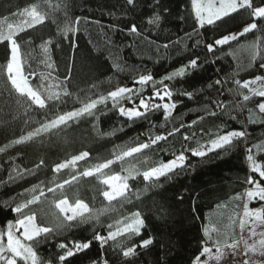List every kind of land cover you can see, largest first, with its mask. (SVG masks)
Returning a JSON list of instances; mask_svg holds the SVG:
<instances>
[{"label":"trees","instance_id":"obj_1","mask_svg":"<svg viewBox=\"0 0 264 264\" xmlns=\"http://www.w3.org/2000/svg\"><path fill=\"white\" fill-rule=\"evenodd\" d=\"M60 2L61 0H50L53 5ZM33 3L43 5V0H0V19L9 15L10 11L23 9ZM68 3V18L74 27H77L75 18H82L78 25L79 31L75 34L69 33V39H64L58 34V25L62 27L65 22L62 11L50 15L44 24L20 34L25 73H37L36 77H30L34 84L40 82V72H50L54 78L46 83L64 81L68 75V67L72 65L68 88L73 95L63 98L64 102L59 104V111L80 107L77 96L81 100L85 99L86 94L95 98L100 94L106 95L117 86L139 88L133 81L140 74L151 73L155 80L159 81L196 56L200 58L201 67L183 78L165 81L173 90V99L180 101L167 121L162 110L151 113L147 120L128 121L119 115L118 108H113L109 100L106 105L98 106L99 110L95 116H84L77 121H70L67 126H61L29 143L9 147L4 153H0V229L6 226L8 220L14 221L17 218V214L10 209L16 203L31 197L32 193H25V189H31L33 185H40L45 191L40 203L31 206V210L37 213L38 222L44 225L51 224L58 214L53 201L64 197L72 203L77 199L83 200L93 210L107 206L108 202L102 196L107 186L101 183L102 177H84L79 174L97 163L113 158L114 151L146 142L149 135L167 134L173 128L180 129L173 136H169L167 141H161L157 146L145 150L143 155L127 158L123 164L124 168L135 164L144 171L160 161L175 158V154L182 150L198 147L197 142L208 144L218 132L222 134L230 130L247 129L249 136L246 145L245 142H240L228 151L217 150L202 159L193 157L186 151L188 160L185 171L171 180L162 178L159 182L162 187L145 192L148 182L143 181L142 176L130 180L133 193H140L139 199L133 195L131 203H124L123 207L114 201L113 205L117 211L100 216L99 222L78 224L65 229L63 233L38 247L42 259H52L56 264L58 255L65 251L57 247L59 243L63 242L72 247L73 241L93 240L95 232L107 235L108 224L115 225L117 220L139 210L145 218L146 226L142 229L144 238L151 236L155 238L156 243L149 249L140 250L135 264H191L201 248V226L208 222L206 216L211 215L212 222L223 230V226L228 223V215L233 211L240 212L242 202L230 201L227 209L219 210L223 212V216L214 214L218 203L229 201L230 196L243 193L248 187L244 183L249 175L245 147H252L253 144L264 141V124H250L247 119V108H252L258 114V97L247 102L243 111H233L232 115L237 117L235 120L226 115L207 116L204 106L216 99L242 102V98L236 96L235 91L229 93L227 89L235 88V79L243 82L262 73L259 59L249 66L247 45L258 37L264 40V32L254 30L228 45L217 46L216 50L210 53L206 44L213 43L214 39L233 33L252 22L248 10H241L226 17L223 22L206 24L200 28L192 12L191 0H163L164 5L170 9V15L161 29H155L147 23L152 11L149 7L151 0H139L135 11L127 9L125 0H68ZM254 3L259 5L260 0H254ZM13 19L18 20L19 17ZM53 20L56 22L53 23ZM132 23L137 24L142 36H135L127 31ZM258 23L260 28L264 29V21ZM196 32L200 34L199 37ZM188 34L192 35L191 40L187 38ZM29 37L32 41L30 45L24 43ZM49 38L54 41L50 51L51 61L54 62L52 69H47L39 63V46ZM177 39L182 42L173 43L167 50L162 47L163 44L175 42ZM196 39H200L201 43L193 47ZM72 41L75 47L72 46ZM56 43L59 47H55ZM184 44L188 47L185 48ZM29 52L33 53L32 58L27 55ZM8 55L6 44H0V147L39 127L46 117L53 118L57 111L39 109L34 105L29 107L23 98H19L23 107L16 104L17 94L11 91V85L6 81V74L3 72ZM117 64L119 69L115 67ZM216 79L226 80L223 95H219L220 86L214 85ZM210 83H213L211 88L208 87ZM93 84L96 85L95 88L91 87ZM156 87L162 88L159 84ZM185 90L194 92L192 99L178 95ZM152 92V85H148L131 101L125 99L120 104L134 107L138 105L140 96L148 97ZM211 108L215 109V105L211 104ZM202 115L205 118L199 121L198 117ZM193 120L198 122L191 124ZM182 124L184 127H181ZM192 133L196 134L195 138L188 141L183 139L184 135L192 136ZM83 151L89 152L90 155L79 161L75 169L67 168L59 173L52 171L57 163ZM257 159L264 162V153L259 154ZM41 160L44 164L36 169L35 166ZM25 169L34 171L35 175ZM121 169L122 166L118 162L105 171L123 175ZM17 173L21 175L18 176ZM9 174L15 179L9 180ZM73 176L77 179L72 180ZM65 180L71 182L65 184L63 189H56L53 193L47 191L49 187L55 188ZM21 193L24 195H20ZM179 196L184 199H178ZM251 205L260 206L259 203ZM162 213L166 214V218H162ZM235 237L238 238L237 227ZM140 238L134 239L139 241ZM112 244L113 242L109 241L104 249H101L99 242L93 240L89 249L69 257L65 264H93L102 256L108 258L110 264H121L120 256L109 247Z\"/></svg>","mask_w":264,"mask_h":264},{"label":"snow or ice","instance_id":"obj_2","mask_svg":"<svg viewBox=\"0 0 264 264\" xmlns=\"http://www.w3.org/2000/svg\"><path fill=\"white\" fill-rule=\"evenodd\" d=\"M125 4L128 10L135 11L139 0H125ZM43 5L47 7L45 8ZM43 5L41 3H33L25 6L23 9L10 11L9 15L0 19V44H6L9 53L7 62L3 66V72L6 74V81L11 85V91L17 94L18 99L16 100V104L18 106L23 107L19 99L23 98L29 107L34 105L39 109H56L57 111L53 118L47 119L46 117L44 122L40 123L39 127L9 141L4 147H0V153H4L9 147L29 143L45 133L61 128V126H67L70 121H77L84 116H95L99 110L98 106L106 105L109 100L112 102L113 108H118L119 115L125 117L128 121L147 120L151 113L161 110L165 121L172 117L173 111L177 108L180 101L173 99V90L165 84V81L183 78L188 74L194 73L201 67L199 56L189 59L186 64L166 74L159 81H156L151 73L140 74L133 81L134 85H139V88L117 86L114 90L108 91L106 95L100 94L95 98L87 96L86 94L85 99L81 100L77 96L80 107L73 108L70 111H59V104L64 102L63 98L73 95L68 88V83L71 81L72 65H69L68 75L64 81L54 84L46 83L54 78L51 77L50 72H40V82L34 84L30 77H36L37 73L33 71L27 74L25 73V59L24 53L22 52L20 34L26 32L28 29L35 28L37 25L44 24L50 15L62 11L65 22L62 27L58 25V34L64 39H69V33L75 34L79 31L78 25L82 18H75L74 23L77 27H74L73 22L68 18V0H61L60 3L55 5L51 4L50 0H43ZM191 6L196 24L200 28H203L206 24L214 25L218 21L223 22L226 17H230L233 13H238L241 10H248L250 12L252 22L243 27L241 32L222 35L220 38L214 39L213 43L206 44V49L210 53L214 52L217 46L228 45L230 42L237 41L240 37L254 30L264 32V29H261L258 23V21H264V0H260L259 5H256L254 0H191ZM149 7L152 11L147 19L148 25L155 29H161L162 24L167 22L170 9L164 5L163 0H151ZM111 14L109 13V15ZM15 17H19V19H13ZM52 22L55 23L56 21L53 20ZM85 22H87L86 19ZM127 31L135 36L143 35L139 31L136 23H132L127 28ZM199 35L196 32V36L199 37ZM187 38L191 40L192 35L188 34ZM181 42L180 39H177L175 42L163 44L162 47L167 50L173 43L180 44ZM24 43L30 45L32 43L31 38L29 37ZM200 43L201 40L196 39L193 47L199 46ZM53 44V39L49 38L39 46V63L43 64L47 69L54 67V62L51 61L50 55ZM72 46L75 47L74 41H72ZM183 46L185 48L188 47L187 44ZM55 47H59V44L56 43ZM247 50L250 56L249 66L255 64L259 59V68L264 70V40L258 37L247 45ZM27 55L32 58L33 53L29 52ZM29 67L31 66L29 65ZM115 67L120 68L119 64L115 65ZM233 83L235 88H229L227 91L229 93L235 91L236 96L242 98V102H225L220 99L212 100L211 104L215 105V109L211 108V104H206L204 106L205 115L210 117L226 115L235 120L237 117L232 115L233 111L237 109L243 111L247 106V102L251 101L254 97L264 98V75H257L254 79L244 80L243 82L235 79ZM157 84L161 85L162 88L156 87ZM225 84L226 80L216 79L214 81V85L220 86L219 95H223ZM148 85H152L154 90L151 96H140L138 105L126 108L120 104L125 99L131 101L134 96H138ZM91 87L95 88L96 85L93 84ZM208 87H213V83H210ZM244 90H247V92ZM178 95L192 99L194 92L185 90L179 92ZM256 109H258V114L252 108H247L248 123L264 124V100L257 102ZM204 118L205 116L202 115L198 117V120L203 121ZM198 120H193L191 124H196ZM181 127H184V125L182 124ZM179 131V128H173L167 134L149 135L146 142L137 143L135 146L114 151L113 158L107 159L102 163H97L81 172L79 175L84 177L94 175L102 177L101 183L107 186V189L102 192V196L108 202V205L100 209L93 210L83 200L77 199L72 203L67 197H64L53 201L54 207L58 210V214L51 224L44 225L38 222L37 213L31 210V206L40 203L41 197L45 196L44 189L40 185H33L31 189H25V193H32L31 197L11 207L10 210L17 214V218L14 221L8 220L6 226L0 229V264H54L52 259L45 260L41 258L38 251L39 245L63 233L65 229H70L78 224H87L93 221L99 222L100 216L117 211L116 206L113 205L114 201L120 207H123L124 203H131V197L133 195L136 196V199H139L140 193H133L129 183L130 180H135L137 177L142 176L143 181L148 182L144 189L145 192L150 189L162 187L163 185L159 183L162 178L164 180H171L174 176L185 171L188 160L185 154L186 151L190 152L191 156L202 159L209 153L216 152L217 150L228 151L236 147L240 142H245L246 145L249 136L247 129L230 130L222 134L218 132L208 144H199L197 142L198 147L182 150L179 154H175L174 159L166 162L160 161L144 171H141L135 164H129L127 168L123 167L127 158H135L137 155H143L145 150L157 146L161 141H167L169 136H173ZM195 135V133H192V136L184 135L183 139L188 141L195 138ZM253 149H255V152H253ZM245 152L249 175L245 178L244 183L250 185V187L246 188L243 193H236L234 196H230L229 201L218 203L215 206L214 214L223 216V212L219 210L227 209L230 201H241L242 211H233L228 215V223L223 226V230L212 222L211 215L206 216L208 222L201 226L203 234L201 248L191 264H220L222 257L225 256V249L232 250V254L235 256V250L241 244L243 245V255L247 257L243 259L242 264H264V162H260L257 159L259 154L264 153V141L253 144L252 147L246 146ZM89 155L90 153L87 151L80 152L78 155H72L70 159L57 163L52 171L59 173L63 169H75L77 163L85 160ZM146 160L147 158H145L144 162ZM118 162L122 166L121 170L124 173L123 175L121 173L109 174L105 171ZM43 164L44 161L41 160L35 168L39 169ZM25 171H29L35 175V172L32 170L25 169ZM17 175L19 176L21 174L17 173ZM13 179L15 177L9 174V180ZM71 179L76 180L77 177L73 176ZM70 182L69 180H65L62 184H57L55 188L49 187L47 191L53 193L56 189H63L64 185ZM37 192L39 193L38 195L36 194ZM20 195H24V193ZM178 199L183 200L184 197L179 196ZM251 203H259L260 206L249 207ZM193 212H195V207H193ZM162 218H166V214L162 213ZM196 218L199 219L198 216ZM145 226V218L137 210L129 213L123 219L117 220L115 225L108 224L107 235L95 232L93 240L99 242L101 249H104L105 245L109 241H112L113 244L109 245V247L112 248L114 253L120 256L121 264H135L136 258L140 255V250L149 249L150 246L156 243L155 238L151 236L144 238L142 229ZM236 227L239 228L241 233L247 230L248 237L245 238L244 235H241L239 239H236ZM257 229L261 230L258 231ZM135 237L141 238L139 241H136L134 239ZM250 239L252 240L251 243H249ZM93 240L86 242L73 241L72 247H69L68 244L63 242L59 243L57 247L65 251L63 254L58 255L56 264H65V261L69 257H73L77 253L89 249ZM249 253L254 256H259L262 259L259 261L253 259L249 256ZM93 264H110V261L108 258L102 256L100 260L94 261Z\"/></svg>","mask_w":264,"mask_h":264},{"label":"rangeland","instance_id":"obj_3","mask_svg":"<svg viewBox=\"0 0 264 264\" xmlns=\"http://www.w3.org/2000/svg\"><path fill=\"white\" fill-rule=\"evenodd\" d=\"M245 26H246V25H245ZM245 26H243V27H245ZM243 27L237 29V30L234 31L233 33H239V32H241V31L243 30ZM260 75H264V70L262 71V73H261ZM254 78H255V77L250 78V79H254ZM250 79H248V80H250ZM153 90H154V89H153ZM258 98H259V101H260V100H264V98H260V97H258ZM156 102H159V101H156ZM165 102H167V101H165ZM122 106H124V107H126V108H127V107H130V106H125V105H122ZM173 159H174V158H173ZM167 161H168V160H167ZM165 162H166V161H165ZM248 187H250V185H248ZM248 187H247V188H248ZM241 207H242V205H241ZM249 207H259V206H257V205H251V204H250ZM241 211H242V208H241ZM237 229H238V231H239L238 239L240 238L241 235H244L245 238L248 237V232H247V230H245L244 233H241L238 227H237ZM257 230L260 231L261 229H257ZM257 238H258V237H257ZM253 239H256V238H253ZM251 242H252V240L250 239V240H249V243H251ZM213 251H215V249H213ZM224 251H225V256L222 257V259H221V261H220V264H242L243 259L247 258V257H245V256L243 255V245H242V244L238 247L237 250H235V251H236L235 256H233V254H232V250L225 249ZM249 256L252 257L253 259L258 260V261H259L260 259H262L261 257H259V256H254V255L251 254V253H249Z\"/></svg>","mask_w":264,"mask_h":264},{"label":"crops","instance_id":"obj_4","mask_svg":"<svg viewBox=\"0 0 264 264\" xmlns=\"http://www.w3.org/2000/svg\"><path fill=\"white\" fill-rule=\"evenodd\" d=\"M237 232H238V236H239V231H238V229H237Z\"/></svg>","mask_w":264,"mask_h":264}]
</instances>
